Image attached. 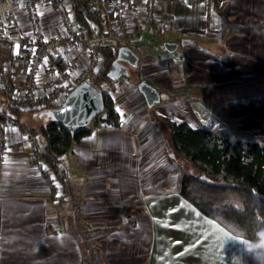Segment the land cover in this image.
Instances as JSON below:
<instances>
[{"label":"crops","instance_id":"obj_1","mask_svg":"<svg viewBox=\"0 0 264 264\" xmlns=\"http://www.w3.org/2000/svg\"><path fill=\"white\" fill-rule=\"evenodd\" d=\"M28 1L0 0V22L16 17L26 29L23 7ZM35 1L42 5V0ZM156 3L168 17L159 35H169L164 42L179 39L184 49L177 59L168 54L157 59L141 56V62L148 60L146 65L154 64L156 71L143 74L142 65L141 76L158 84L150 83L159 91V100L162 92L189 89L188 99H184L186 122L205 126L192 105L199 110L206 105L198 96H191V89H210L211 77L223 81V70L230 77L238 73L239 66L245 68L243 73L264 75V0ZM54 26L51 12L44 16L42 29L49 35ZM9 49L0 41V56H6ZM169 60L179 67L173 76L168 71L171 67L164 64ZM218 87L222 91L224 85H214ZM136 88L122 81L115 89L122 124L97 127L74 143L65 158L72 178L83 187L81 217L99 226L122 225L101 240L107 262L264 264L247 251L242 242L247 239L233 235L179 194V171L166 155L159 128L148 116L145 99ZM236 108L238 113L230 107L236 110L231 113L232 123L242 127L245 138L255 133L264 142V100L250 97ZM2 126L5 133L12 134L9 129L14 126L9 120L2 121ZM26 136L19 131L21 140ZM5 140L0 161V264H81L79 243L67 228L69 221L66 217L68 226L63 223V211H58L47 179L30 161L35 142L26 139L18 149L9 150L13 140L7 136ZM56 185L58 196L62 188Z\"/></svg>","mask_w":264,"mask_h":264},{"label":"trees","instance_id":"obj_2","mask_svg":"<svg viewBox=\"0 0 264 264\" xmlns=\"http://www.w3.org/2000/svg\"><path fill=\"white\" fill-rule=\"evenodd\" d=\"M71 5L76 20L88 28L89 36L104 35L102 16L86 0H71ZM156 33L160 34L159 29ZM122 45L127 46L121 39L96 43L104 61L94 83L103 91L105 110L86 126L77 128L57 123L51 117V109L23 110L10 106L0 116L2 132V121L9 119L15 122L20 132L32 135L33 142L38 134L46 138L43 148L36 144L30 161L39 168L44 167L41 172L50 185L51 196L57 202L58 211H63L60 218L67 225V217V228H70L79 243L81 264H108L101 240L116 226H99L82 220L83 187L72 178L64 155L74 143L81 142L97 127L122 124L123 116L115 102V89L116 82L123 77L112 80L107 76ZM8 54L0 56V59L6 58ZM125 64L129 71L125 77L137 85L142 80L138 65L133 67ZM164 64L171 67L168 71L172 76L179 70L178 64L171 60ZM102 80L109 88L102 85ZM4 103V95L0 93V113ZM27 112H38L44 117V122L38 126L29 125L22 117ZM170 129L169 148L164 145L166 155L172 160L178 158L182 161L181 158H186L198 170L197 173L179 175V194L233 235L256 242L257 233L264 230V143L251 138H232L218 129L193 127L182 120L171 122ZM56 183L62 188V194L58 196L59 186ZM68 205L70 208H66Z\"/></svg>","mask_w":264,"mask_h":264},{"label":"built area","instance_id":"obj_3","mask_svg":"<svg viewBox=\"0 0 264 264\" xmlns=\"http://www.w3.org/2000/svg\"><path fill=\"white\" fill-rule=\"evenodd\" d=\"M86 2L103 18L104 35L100 37L89 36L88 28L76 20L71 0H42V5L29 0L23 7L26 29L16 17L0 22V40L10 47L0 63V93L5 98L0 116L10 106L23 110L54 109L81 83L96 87L95 76L104 61L96 43L127 38L149 26L162 29L168 18L156 0ZM51 12L55 14V26L48 35L42 25L44 16ZM9 121L14 126L9 129L12 134L2 132L0 125V161L4 159L6 136L13 140L9 150L18 149L26 139L33 141L30 134L21 140L15 122Z\"/></svg>","mask_w":264,"mask_h":264},{"label":"rangeland","instance_id":"obj_4","mask_svg":"<svg viewBox=\"0 0 264 264\" xmlns=\"http://www.w3.org/2000/svg\"><path fill=\"white\" fill-rule=\"evenodd\" d=\"M169 38L170 37L168 34L161 36L156 33L154 28L149 27L145 30H140L139 32L131 34L129 37H127V39L125 37H122L121 40L122 42L125 41L127 46H129L135 52L136 56L139 57L137 59L138 63H136L139 67V71L141 69V66L145 65L143 67L142 73L149 74V72H156L153 70L154 64L151 63L150 66L146 65L149 62L148 60H146V62H141V56L155 57L157 59L159 56L168 54L177 59L176 55H179L184 49V45L178 39L176 41L177 47L175 48V50L171 52L168 51L164 47L163 43L164 41L169 40ZM205 48L208 49V46L205 45ZM122 62L125 63V61ZM155 69L160 70L162 68H157L155 66ZM243 69H245L243 68V66H239L237 70L238 73H236L235 71L230 77L226 70H223V81H216L215 77H211L209 79L210 83L208 84L211 87L210 89H202L201 91L191 89L190 94L192 97H194L195 95L198 96V100L202 101L203 104L206 105L204 109L200 110L197 106L192 105L195 114L201 120L203 125L209 128H215L223 131L232 138L240 137L245 139V135L241 130L242 127L237 126V124H234L231 121V113L236 112V110H230V107L232 106L233 108L237 109V106L245 105L250 97H252L255 101H261V99L264 100V75L259 76V73L257 72L254 74H250L248 72L243 73L245 72L242 71ZM122 77L123 78L116 82V87L119 86L122 81H124V83L137 86L135 83L129 82L125 75H123ZM217 78L220 79L218 76ZM142 80L151 83L145 76H142ZM220 83L224 85L222 91H218L219 87L216 89L214 88L215 84L219 85ZM151 84L158 85L155 82ZM102 85H105L107 88H109L104 80H102ZM188 91L189 89L184 88L162 92L159 101L153 103L151 106L145 105L148 116L159 128V136L164 145H166L167 149L169 148L170 143V123L173 121L181 120L187 121L186 112L188 111V109L186 107L184 99H188ZM261 104L262 103H259L258 106H260ZM204 114L206 115L204 116ZM23 115L24 116L22 117L24 118V120H26V122L31 126H38L39 124L44 122V117L41 114H38V112H27L23 113ZM232 128H236V130L232 131ZM248 137L264 143L259 137H257L255 133H250ZM46 142L47 140L42 134H38L35 138V144H37L40 148H43L46 145ZM65 158L66 154L64 155V159ZM181 160L182 161H179L178 158L173 159V163L175 164L174 166L178 169L179 175L182 176L186 173L198 172V170L188 159L181 158ZM82 220L84 219L82 218ZM121 226L122 225L116 226V229H120Z\"/></svg>","mask_w":264,"mask_h":264},{"label":"water","instance_id":"obj_5","mask_svg":"<svg viewBox=\"0 0 264 264\" xmlns=\"http://www.w3.org/2000/svg\"><path fill=\"white\" fill-rule=\"evenodd\" d=\"M164 47L168 51H172L176 47V43L164 42ZM137 59L138 57L130 47L122 45L118 49V55L114 59L107 76L112 80H117L120 76L127 75L129 73L127 65L122 61H126L135 67ZM137 90L143 95L146 105L151 106L159 101V91L147 81H139ZM104 110L105 103L102 90L90 83L83 82L67 95L61 106L51 109L50 114L57 123L79 128L86 126Z\"/></svg>","mask_w":264,"mask_h":264},{"label":"clouds","instance_id":"obj_6","mask_svg":"<svg viewBox=\"0 0 264 264\" xmlns=\"http://www.w3.org/2000/svg\"><path fill=\"white\" fill-rule=\"evenodd\" d=\"M257 237L256 242L244 240L243 243L246 245L247 251L252 253L256 260L264 261V230L258 232Z\"/></svg>","mask_w":264,"mask_h":264},{"label":"flooded vegetation","instance_id":"obj_7","mask_svg":"<svg viewBox=\"0 0 264 264\" xmlns=\"http://www.w3.org/2000/svg\"><path fill=\"white\" fill-rule=\"evenodd\" d=\"M122 76H123V75H122ZM122 76H120V77H122ZM120 77H119V78H120ZM119 78H118V79H119ZM118 79H117V80H118Z\"/></svg>","mask_w":264,"mask_h":264},{"label":"snow or ice","instance_id":"obj_8","mask_svg":"<svg viewBox=\"0 0 264 264\" xmlns=\"http://www.w3.org/2000/svg\"><path fill=\"white\" fill-rule=\"evenodd\" d=\"M243 242V241H242Z\"/></svg>","mask_w":264,"mask_h":264}]
</instances>
